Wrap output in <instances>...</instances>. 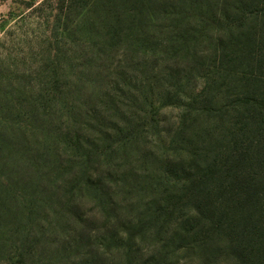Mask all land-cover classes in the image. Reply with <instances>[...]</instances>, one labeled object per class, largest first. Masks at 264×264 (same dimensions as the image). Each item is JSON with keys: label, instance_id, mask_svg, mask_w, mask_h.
Segmentation results:
<instances>
[{"label": "trees", "instance_id": "trees-1", "mask_svg": "<svg viewBox=\"0 0 264 264\" xmlns=\"http://www.w3.org/2000/svg\"><path fill=\"white\" fill-rule=\"evenodd\" d=\"M33 10L35 86L0 85V264H264V0Z\"/></svg>", "mask_w": 264, "mask_h": 264}, {"label": "rangeland", "instance_id": "rangeland-1", "mask_svg": "<svg viewBox=\"0 0 264 264\" xmlns=\"http://www.w3.org/2000/svg\"><path fill=\"white\" fill-rule=\"evenodd\" d=\"M42 0H0V85L5 87L10 80L8 74L23 75L29 71L31 86L36 83V66L43 50L48 47V11L33 10ZM33 4V6H32ZM7 76V77H6ZM22 79V78H21ZM24 81L13 78L14 85ZM33 87V86H32ZM177 110L164 109L161 116L174 119Z\"/></svg>", "mask_w": 264, "mask_h": 264}, {"label": "built area", "instance_id": "built-area-1", "mask_svg": "<svg viewBox=\"0 0 264 264\" xmlns=\"http://www.w3.org/2000/svg\"><path fill=\"white\" fill-rule=\"evenodd\" d=\"M0 19H1V17H0Z\"/></svg>", "mask_w": 264, "mask_h": 264}]
</instances>
